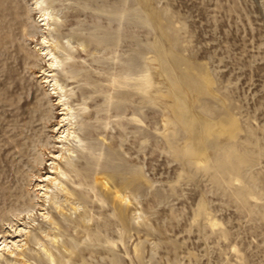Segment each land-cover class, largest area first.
Listing matches in <instances>:
<instances>
[{
	"label": "rangeland",
	"instance_id": "obj_1",
	"mask_svg": "<svg viewBox=\"0 0 264 264\" xmlns=\"http://www.w3.org/2000/svg\"><path fill=\"white\" fill-rule=\"evenodd\" d=\"M82 7L0 0V264H264V0Z\"/></svg>",
	"mask_w": 264,
	"mask_h": 264
},
{
	"label": "bare ground",
	"instance_id": "obj_2",
	"mask_svg": "<svg viewBox=\"0 0 264 264\" xmlns=\"http://www.w3.org/2000/svg\"><path fill=\"white\" fill-rule=\"evenodd\" d=\"M77 1H82L83 7L82 8H71V10L68 13H65L64 15L66 17V24H72L73 22L76 21V18L83 16L86 19L85 21V23H87L86 26L88 25V22L90 21L89 23H91L93 26L97 28H101V26H103V23H106L108 28L113 29L116 32L119 30V27L121 25V20H122L121 11L119 8V0L118 1L116 0V2H114V7H113L114 16L113 17L104 16L101 13L94 14L93 12H91L90 7H89L91 4V0H77ZM105 1L106 0H94V3L97 6H99L101 12H102V4L103 3L105 4L106 3ZM50 5L51 6L54 5V2L52 1ZM42 9H41L40 17H44L47 14V12L45 13V11L44 10L42 11ZM67 17H70L71 19H67ZM89 45L90 46L86 45L85 51H87L86 50L87 48H94V49L100 48L101 49L100 43H92ZM48 54L53 55L51 51ZM54 84L57 85V82L55 81ZM68 131L69 130L67 129V132ZM182 147L183 145L179 148H174V152L176 154L180 153ZM181 156L183 158H186L189 163L194 164L197 168H201L202 165H203V168L205 169L207 168V165L205 164L204 160L201 157H197V155L193 153V150L188 147L187 143H185V149L183 150V153L181 154ZM27 157H28V151L25 147L23 149H18L17 151L13 153V158H14L13 177H14L15 185L14 187L10 186L8 189L4 190L2 193L3 203L9 206H12L14 208H17L19 205L24 203L22 195H21L22 186L20 185V182L32 177V175H29L28 173L24 171V166L28 164ZM32 167H33V164H32ZM4 247L7 248V245H5ZM6 252L8 254H12V251H6Z\"/></svg>",
	"mask_w": 264,
	"mask_h": 264
}]
</instances>
